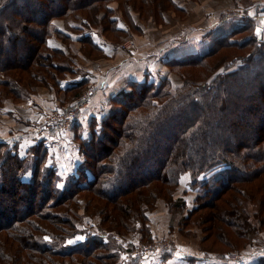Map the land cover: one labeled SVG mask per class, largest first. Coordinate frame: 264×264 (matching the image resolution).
<instances>
[{"label":"rangeland","instance_id":"obj_1","mask_svg":"<svg viewBox=\"0 0 264 264\" xmlns=\"http://www.w3.org/2000/svg\"><path fill=\"white\" fill-rule=\"evenodd\" d=\"M72 1L65 0L63 2L70 7ZM173 1L176 7L165 10L153 5L152 0H142L143 12L131 4L128 6L131 8L129 14L125 15L127 4L123 5L117 0H111L108 3L113 8L112 11L106 12L103 8L94 10L96 15V24L94 25L89 24V21L85 19L86 17L91 19L87 9H84L83 15L78 16V10L70 7L72 10L66 11L67 14L52 17L50 20L52 27H59L61 32L54 33L49 44L62 50V54H56L54 59L59 63L64 62L68 66H73L72 69L74 70V73L68 71L58 86L50 78L51 72L54 71L50 67L42 72L43 69L40 70L32 64L29 72L25 68H16L10 71L16 75L0 72V83L1 80L10 82V78H13L16 83V94L10 93L6 89V85L0 84V142L5 144V147L4 145L2 147V152L5 148L11 149L16 155V159L20 160V168L16 170L22 179L26 181L34 177V167L36 159L39 157H42V163L38 167L41 175L48 173L45 171L50 170V168L54 170L55 174H53L52 179L54 187L64 188L72 178L77 177L78 167L86 158V154L80 151L78 145V143L81 144L82 140H78L77 137L81 136V138L90 140L93 136V126L96 124L100 130L103 118L114 109L121 108L119 104L114 105L112 97L116 93L113 94L110 87L105 86V79L107 76H111V80V73L124 71L126 64H130L128 67L130 71L139 74L137 81L154 82L156 85L164 82L165 89H173L183 85L185 78L201 82L204 80L211 81L220 72L227 74L232 68L225 63H231L235 56L237 58L234 66L240 68L244 64L243 54L251 50L247 55L249 54V57L254 56L252 70L246 71L238 79H231L228 89L221 90L220 97L213 99L214 101L203 112V116L207 117V114H212V119H209L208 125L210 141L217 138L222 140L223 137H227L230 139L227 145L234 147L240 144L239 142L242 140L239 138L241 134H244L249 142H254V137L257 135V127L255 126L260 125L264 115V102L261 103L260 101L263 96L260 94V85H258L260 81L264 82V24L260 32H256V28L262 23V20L257 19V16L259 17L260 10L264 8V0ZM60 2L62 4V1ZM110 16H112L115 26L124 29V33L112 32L109 28L108 31L103 30V33L101 32L102 25H110L108 22ZM213 21H220V23L223 21L220 26H223L222 32L224 34L218 33L214 39L209 40L210 45L200 47V44L197 45L198 37L196 34L202 33L203 29L206 30L205 28L212 26ZM24 24H29L35 28L42 26V23L38 25L33 21L23 19L20 21V25ZM11 27L15 29L13 26ZM199 30L202 31L199 32ZM227 32H234L235 34L222 39L221 37H224ZM89 33L92 35L95 46L81 41L82 36H90ZM253 34L257 36L256 41L262 43L259 54L254 51L256 42L251 39ZM3 40V51L16 47L11 53L16 52L22 56L27 54L26 51L21 52L18 45L11 46L6 43L5 39ZM232 41H241L246 46L242 45L244 48L220 46ZM33 42L35 43L36 40ZM213 48H217V51L206 59L202 67L189 66L188 64L179 66L181 64L172 65L170 63L173 60H188L201 56ZM222 54L226 55L224 60L213 67L214 62L219 58L217 56ZM0 56V65H2L4 53L2 52ZM124 58H126L125 62L119 63ZM258 59L261 60L257 61ZM24 62L23 60L21 64ZM107 69L110 73L106 71ZM33 70L39 72L38 75L43 73L46 76L45 81L48 83L36 78L31 79ZM256 72H260L256 86L249 87L248 84L253 82ZM57 74L61 75L62 73L57 72ZM83 79L86 81L85 88L79 95V99L75 100L77 97H75L74 91L72 89L66 91L67 86L69 83H75V81L76 83L82 82ZM121 82L123 84L125 80H121L120 76L116 80V84L121 86ZM63 83L64 86L62 87ZM195 87L198 89L200 86L197 84ZM126 89H130L129 86ZM229 92L249 97L247 104H245L244 112L246 113L243 110L239 113L226 112L221 108V99L226 98ZM88 95H91L90 102L93 108H96L94 107L95 104H98L99 107L97 110L95 109L96 113L93 118L87 117L83 121L82 113L84 111L82 108L89 103ZM255 106L256 111H254L257 115L253 117L251 110ZM53 115L57 117V121L55 126H50L51 123L48 118L51 119ZM222 115H226L230 122L226 121L223 132L220 130L216 132L214 131L216 126L223 121ZM77 119H79V123L74 127ZM110 122L117 126L116 121ZM233 123L237 127L230 131ZM45 130H49L48 142ZM83 131L87 134L83 135ZM38 140L44 142L45 154L43 148L35 146ZM217 144H219L218 141ZM122 148L123 145L117 151ZM227 167L228 163H218L207 172L196 177L198 180L206 181L207 186H203L202 183L193 184L191 174L185 172L179 175V182L174 187L170 197L160 195L153 201H149L146 196L140 198L139 194L138 196L135 195L140 200L135 199L137 203L135 206L140 207L139 211L135 210L128 202H126L129 204L128 206L125 203L122 204L121 201L125 198L111 202L100 194L88 191L81 192V198L75 202V214H72L74 215L72 218L74 230H76L75 234L69 237L67 242L64 243L63 241L62 244L60 241L52 240L48 235H41L40 239L59 250L66 246L84 242L89 233L93 234L97 229L102 228L107 232V237H104L103 240L108 242V250L99 249L95 254L101 252L115 254L117 258L114 264H129L130 262V264H135L131 261L134 257L139 259L138 262L145 261V264H167L166 262L181 245L189 249L191 247L198 249L197 254L218 261H226V264L264 263V228H260L257 234L246 235L248 234L247 231H253L250 222L255 223L257 221V215L253 214L257 208L256 201L252 200L249 195H239L245 210L251 215L246 219L244 209L238 208L235 213L231 207L229 208L231 211L225 212L224 208L229 207L228 194L222 192L218 196H214L220 190L223 181L228 179L226 176ZM184 174L190 176L186 182V178H183ZM35 177L37 176L35 175ZM146 189L149 190L147 187ZM20 190L23 193L20 201L22 204L29 203L28 196L29 193H32L31 201L35 202L36 206L40 205V199L44 192L43 188L36 187L38 190L36 193H34L36 190L30 192L29 188ZM0 197L3 198L1 204L4 205L5 209L11 210L9 201L11 197ZM199 203L201 206L196 213L193 212V208ZM120 205H125L123 206V209L126 208L125 213L121 212L120 207L122 206ZM23 207L24 205L20 204V208L23 209ZM105 207L109 210L105 214L106 221L103 222V208ZM61 208L47 207L46 209L55 213ZM108 214L111 216L108 217ZM122 215L126 218L123 219V222ZM37 218V216L33 217L34 220ZM38 220L41 219L38 218ZM242 220L250 222L243 227ZM46 222L48 223L45 224L46 226L53 228L48 220ZM123 223L126 224L123 225ZM104 226L109 229L106 231ZM28 228L32 230V225L30 224ZM53 230L57 233L62 231L61 227L59 229L53 228ZM234 230L236 231L234 232ZM24 234L25 232H21L19 228L0 231V252L4 250L7 254V258L0 259L4 264L19 263L18 257L21 259L24 256L28 259L30 249L21 245L20 238L13 236L23 235L21 238L23 237L24 241H28ZM10 237L14 239V243L16 241V246L13 248L4 245L2 241L11 243L12 238ZM16 247L18 249L14 251ZM187 248L185 249L187 250ZM222 253L228 254L224 257ZM48 256L45 257L48 259L50 258ZM55 258L61 260L63 264H87L85 263L86 260L92 264H105V260L110 261L109 258L97 259L93 254L85 257L63 255L55 256ZM191 260L195 262V259ZM169 261L172 262V260ZM202 262L207 264L205 259ZM209 262L212 264V260Z\"/></svg>","mask_w":264,"mask_h":264},{"label":"trees","instance_id":"obj_2","mask_svg":"<svg viewBox=\"0 0 264 264\" xmlns=\"http://www.w3.org/2000/svg\"><path fill=\"white\" fill-rule=\"evenodd\" d=\"M60 1H62V4ZM63 1L65 0H0V36H2L0 37V55L2 52L4 53L3 64L0 65L1 73L7 72L9 75H16L10 73L16 68H25L29 72L32 64L40 70L43 69L42 72L50 67L54 70L51 72L50 78L57 86L61 84L68 71L74 73L73 66H68L64 62L59 63L54 59L56 54H62V50L49 44V40L54 33H60L61 30L59 27L53 28L50 20L54 16L67 14L66 11L72 10L71 8L78 10V16L83 15L84 9H87L91 19H88V17L85 19L89 21V24L94 25L96 24L94 10L103 8L106 12H110L113 8L108 3L111 0H73L71 8ZM117 1L123 5L127 4L125 15L129 14L131 8L128 6L131 4L140 12L144 11L142 0ZM152 4L165 10L176 7L173 0H152ZM23 19L33 21L38 25L42 23V26L35 28L29 26V24L20 25V21ZM108 22L110 25L101 26L102 33L103 30L108 31L109 29L112 32L124 33L123 28L115 26L112 16L109 17ZM9 24L16 30L11 26L9 27ZM20 33L25 36L23 37ZM234 34V32H229L221 38L225 39ZM89 35L82 36L81 41L92 46L95 43L92 41V35L90 33ZM3 39L8 45H18L21 52L26 51L27 54L22 56L16 52L11 53L16 47L8 49L10 52L3 51ZM251 39L252 41L255 40L256 47L254 51L259 54L262 43L256 41L257 36L255 34ZM34 40H36L35 43ZM242 45L246 46L241 41H232L220 46L244 48ZM216 51L217 48H213L201 56L188 60H173L170 63L172 65L181 64L179 66L188 64L189 66L202 67L206 59ZM250 51H247V53ZM247 53L243 54L244 64L240 68L234 66L237 58L235 56L231 63H225V65L231 66L232 69L227 74L220 72L211 81L197 82V80L185 78L183 85L173 89H165L164 82L156 85L154 82L132 80L129 83L130 89H122L112 97L114 105L119 104L121 108L114 109L103 118L100 130L95 124L93 126V136L90 140L81 138V136L77 137L78 140H82L81 144L78 143V145L80 151L86 154V158L78 167L77 177L72 178L64 188L54 187L52 179L55 172L53 169L50 168V170L45 171L48 173L43 175L39 173L38 167L42 163V157L36 159L34 177L26 181L22 179L16 170L20 168V160L16 159V155L13 154L11 149L5 148L2 152V147L3 145L5 147V144L0 142V196H8L12 200L11 202L8 199L12 208L8 210L1 204L3 198L0 197V231L19 228L21 232H25L24 236L27 237L28 241H24L23 237L21 238L23 235H13L14 238H20L21 245L30 249L28 259L24 256L21 259L18 257L20 261L16 264H63L55 256L81 255L85 257L90 254L95 255L97 259L109 258L110 261L105 260V264H114L117 258L115 254H109V252L95 254L99 249L108 250V242L103 240L104 237H107V232L102 228L97 229L93 234L89 233L84 242L66 246L59 250L52 247L50 243L42 242L40 237L41 235H48L52 240L60 241V244H62L63 241L64 243L67 242L68 238L75 234L76 230H74V220L72 218L74 215L72 214H75V202H78L81 198V192L88 191L100 194L111 202L125 198L121 201L122 204L125 203L127 206L131 204L135 210L139 211L140 207L135 206L137 204L136 200L140 201L136 197L138 194L140 198L146 196L149 201H153L160 195L170 197L174 187L179 182V175L185 172L191 174L193 184L199 185V183H202L203 186H207L206 181L198 180L196 177L222 162L228 163L226 169L228 179L223 181L220 190L214 196H218L222 192L228 194L229 207L224 208L225 212L231 211L229 208L232 207L236 213L238 208H241L244 209L243 212L247 216L246 219H248L251 215L245 210L246 208L243 206V201L239 199V195H249L257 204L256 211L253 213L257 215V221L252 223L242 220L243 227L249 222L253 227V231H247L248 234L246 235L257 234L260 228H264V115L260 125L255 126L257 127V135L254 137V142H249V139L241 134L242 137L240 136L239 140L242 141L234 147L227 145L230 141L227 137H223L222 140L217 138L210 141L208 125L209 119H212V114H207V117L203 116V112L209 104L220 97L221 90L228 89L231 79H238L246 71L252 70L254 56L249 57ZM12 54H14L13 57ZM16 56L17 58H15ZM225 56L223 54L217 56L219 58L214 62L213 67L221 63ZM23 60L25 62L21 64ZM259 60L261 59L257 61ZM57 72L62 74L59 75ZM37 73L39 74V72L33 70L30 78L46 80L43 73L41 75ZM259 73H255L253 82L248 84L249 87L256 86ZM10 80V82L1 80L0 84L6 85V89L10 93L14 92L16 94V83L13 78H10ZM85 83L84 79L79 83L75 81V83H69L67 89H65L66 91L72 89L75 97L78 98L85 88ZM197 84L200 86L198 89L195 87ZM258 85H260V94L263 96L260 101L263 103L264 82L260 81ZM230 92L226 98L221 99V108L226 112L239 113L241 110L244 112L249 97ZM254 110L256 111V106L252 108L251 116L256 117L257 114ZM120 111L122 113H119ZM222 120L214 131L218 132L220 130L223 132L226 121L230 122L226 115H222ZM110 121H116L117 126H114ZM77 123L78 121L75 122L74 127L77 126ZM236 127V124L233 123L230 131L235 130ZM217 141L219 144H217ZM122 145L123 148L117 151ZM35 146L43 148L44 154L46 153L44 149L46 146L42 140H38ZM107 156L108 158H106ZM35 186H40L44 190L40 205L36 206L35 202L31 201L32 193H29L28 196L29 203L22 204L20 201L23 193L20 189L29 188L30 192H34L36 190ZM47 186L49 187L46 188ZM126 202L129 204H126ZM20 204L24 205L23 209L20 208ZM125 205H120L122 206L120 207L122 213H125L126 208L123 209ZM200 206L199 203L193 208V212L196 213ZM47 207L62 208L54 213L48 211ZM103 210L104 217L102 221L104 222L106 221L105 214L109 209L105 207ZM35 216L41 220L39 221L38 218L34 220L33 217ZM110 216L111 214H108V217ZM124 218L125 216L122 215V222ZM46 220L55 229L61 227L62 231L59 233L54 232L53 228L45 225ZM30 224L32 230L28 228ZM104 228L106 231L109 229L105 226ZM2 241L9 248L16 246V241L14 243L13 238L11 243L5 240ZM17 249V247L14 248V251H17ZM222 254L225 257L228 253ZM45 256L50 258L47 259ZM5 258H7V254L3 250L0 252V259ZM85 263L92 264L88 260ZM0 264H4L3 261L0 260Z\"/></svg>","mask_w":264,"mask_h":264},{"label":"crops","instance_id":"obj_3","mask_svg":"<svg viewBox=\"0 0 264 264\" xmlns=\"http://www.w3.org/2000/svg\"><path fill=\"white\" fill-rule=\"evenodd\" d=\"M223 22V21H222ZM222 22L220 23V21H213L211 23L212 26H208L207 28H205L206 30L203 29V32L202 33H197L196 36L198 37L197 40V45L200 44V47H207L208 45H210L209 43V40L210 39H214V37L218 34V33H223V26H220L222 24ZM219 24V25H218ZM218 25V26H217ZM220 26V27H219ZM219 27V28H218ZM202 30H199V32H201ZM229 31V30H228ZM228 33V32H227ZM224 34V33H223ZM202 44V45H201ZM207 45V46H206ZM184 51V50H183ZM126 60V58L122 59L119 63H124ZM128 60V59H127ZM127 62V61H126ZM130 64H126V67L124 69V71L122 72H118V73H111L112 74V79L110 80L111 76H107V78L105 79V86H109L110 87V91H113V94H117L120 90L122 89H125L127 86H129V83L133 80V79H138L139 78V74H137L135 71L132 72L128 69ZM118 66V65H117ZM116 66V67H117ZM109 69V68H108ZM108 69L106 70L108 72ZM111 70V69H110ZM109 70V71H110ZM115 72V71H114ZM110 73V72H108ZM121 76V80H125V82L122 84L121 82V86L117 83L116 84V80L119 79ZM64 85V83H63ZM104 86V87H105ZM116 89V90H115ZM112 93V92H111ZM91 95L89 96L88 95V100H89V103L87 106L83 107L82 111H84L82 113V117H83V121L88 118H93V116L95 115V109L97 110L99 105L98 104H95L94 107L96 108H93L91 102H90V98ZM93 97V96H92ZM79 99V97L77 98V100ZM89 119V121H90ZM78 123H79V119H77ZM89 121H88V124H89ZM77 123V124H78ZM87 134V132H84L83 131V135L84 134ZM188 177L189 174H184L183 175V178H186L185 182L188 180ZM183 182V181H182ZM184 183V182H183ZM187 247H184L183 245H181L180 247L178 246V250H176V253L172 255L171 258H169V260H172L171 261H167L166 263L167 264H204L202 261L205 259V261L207 260V264H211L209 261L212 260V264H226V261L224 262L223 260H214V259H210L208 257H205L203 256L202 254H197V250L198 249H194L191 247V249L187 248V250L185 249ZM184 250V251H183ZM183 251V252H182ZM185 252H187V254H185ZM189 253V254H188ZM190 256H191V259H195V262H193V260L190 259ZM207 258V259H206ZM220 259V258H219ZM138 258L137 257H134L131 261H133L135 264H145V261L142 260V262H138ZM131 263V262H130ZM129 263V264H130Z\"/></svg>","mask_w":264,"mask_h":264},{"label":"built area","instance_id":"obj_4","mask_svg":"<svg viewBox=\"0 0 264 264\" xmlns=\"http://www.w3.org/2000/svg\"><path fill=\"white\" fill-rule=\"evenodd\" d=\"M257 19H260V20H262V23H261V28L263 27V24H264V8L263 9H261L260 10V12H259V17L257 16ZM48 121L51 123V124H53V125H51L50 124V126H55V122L57 121V117L55 116V115H53L52 117H51V119L50 118H48ZM46 131V140H47V142L49 141V134H48V131L47 130H45Z\"/></svg>","mask_w":264,"mask_h":264},{"label":"water","instance_id":"obj_5","mask_svg":"<svg viewBox=\"0 0 264 264\" xmlns=\"http://www.w3.org/2000/svg\"><path fill=\"white\" fill-rule=\"evenodd\" d=\"M260 30H261V27H260V26H258V27L256 28V32H257V33H259V32H260Z\"/></svg>","mask_w":264,"mask_h":264},{"label":"snow or ice","instance_id":"obj_6","mask_svg":"<svg viewBox=\"0 0 264 264\" xmlns=\"http://www.w3.org/2000/svg\"><path fill=\"white\" fill-rule=\"evenodd\" d=\"M71 243V241H69Z\"/></svg>","mask_w":264,"mask_h":264}]
</instances>
